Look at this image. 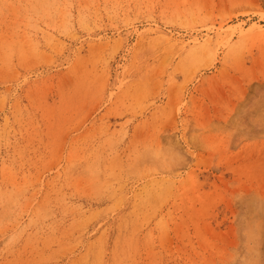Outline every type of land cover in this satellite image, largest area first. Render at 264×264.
I'll use <instances>...</instances> for the list:
<instances>
[{"label":"rangeland","instance_id":"1","mask_svg":"<svg viewBox=\"0 0 264 264\" xmlns=\"http://www.w3.org/2000/svg\"><path fill=\"white\" fill-rule=\"evenodd\" d=\"M0 264H264V0H0Z\"/></svg>","mask_w":264,"mask_h":264}]
</instances>
